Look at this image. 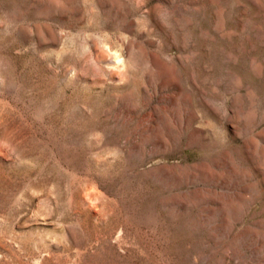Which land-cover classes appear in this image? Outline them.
Segmentation results:
<instances>
[{"label": "rangeland", "instance_id": "obj_1", "mask_svg": "<svg viewBox=\"0 0 264 264\" xmlns=\"http://www.w3.org/2000/svg\"><path fill=\"white\" fill-rule=\"evenodd\" d=\"M0 264H264V0H0Z\"/></svg>", "mask_w": 264, "mask_h": 264}]
</instances>
